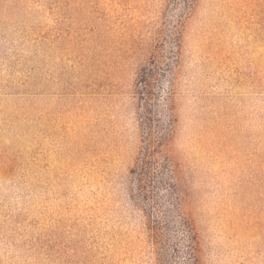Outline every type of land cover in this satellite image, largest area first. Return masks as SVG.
<instances>
[{"label":"rangeland","instance_id":"374dc122","mask_svg":"<svg viewBox=\"0 0 264 264\" xmlns=\"http://www.w3.org/2000/svg\"><path fill=\"white\" fill-rule=\"evenodd\" d=\"M0 264H264V0H0Z\"/></svg>","mask_w":264,"mask_h":264}]
</instances>
